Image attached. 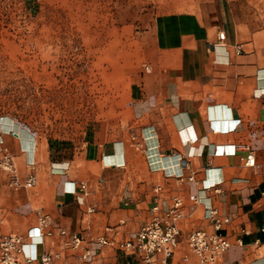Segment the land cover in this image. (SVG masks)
<instances>
[{"label":"crops","instance_id":"crops-1","mask_svg":"<svg viewBox=\"0 0 264 264\" xmlns=\"http://www.w3.org/2000/svg\"><path fill=\"white\" fill-rule=\"evenodd\" d=\"M110 3L104 20L100 0L76 4L88 35L79 42L98 49L104 81L91 132L64 140L0 113V147L17 177L37 178L15 186L0 165V237L27 238L48 215L53 233L39 251L55 264H147L118 243L136 236L154 205L167 210L178 196L180 242L168 264H200L187 237L214 230L209 201L229 219L230 247L215 264H264V0ZM250 152L253 166L244 161ZM104 235L113 244L101 243Z\"/></svg>","mask_w":264,"mask_h":264},{"label":"rangeland","instance_id":"rangeland-1","mask_svg":"<svg viewBox=\"0 0 264 264\" xmlns=\"http://www.w3.org/2000/svg\"><path fill=\"white\" fill-rule=\"evenodd\" d=\"M77 1L0 0V113L69 141L91 132L104 85L98 49L81 44ZM110 4L100 0L102 20Z\"/></svg>","mask_w":264,"mask_h":264},{"label":"built area","instance_id":"built-area-1","mask_svg":"<svg viewBox=\"0 0 264 264\" xmlns=\"http://www.w3.org/2000/svg\"><path fill=\"white\" fill-rule=\"evenodd\" d=\"M219 36L222 40L225 32L221 31ZM13 133L16 134V131ZM1 150H5L6 154L5 159L0 161V165L13 172L11 183L15 186L35 185L36 174L32 172L24 183L21 182L16 175L13 156L7 153V148L0 147ZM244 161L246 165H255L254 153L250 152ZM80 189L87 193L85 183L80 185ZM160 189L161 187H158V190ZM156 199L158 200V197ZM204 205L205 218L212 222L214 230H193L188 234L187 242L198 256L200 264H215L217 259L230 247L228 237L222 232L229 219L222 216L210 201ZM182 207L183 202L178 196L173 198L172 205L167 210L162 211L157 203L153 207L152 217L140 228L136 236L120 241L118 248L147 264H153L158 257H160L161 264H168L169 258L174 254L180 242L179 222L183 215ZM52 233L48 215H42L39 218V225L29 230L27 238L14 233L2 235L0 237V264H35L37 261L40 264H55L51 253L39 251V246L44 242V235ZM61 233L67 234V230L61 229ZM99 241L103 244H113L106 235L101 236ZM68 243L74 248H79L83 244V238L78 234H70ZM82 257L89 259L91 251L86 249Z\"/></svg>","mask_w":264,"mask_h":264}]
</instances>
